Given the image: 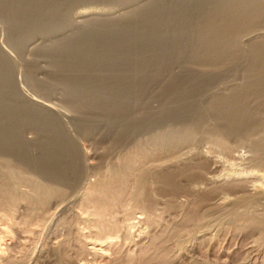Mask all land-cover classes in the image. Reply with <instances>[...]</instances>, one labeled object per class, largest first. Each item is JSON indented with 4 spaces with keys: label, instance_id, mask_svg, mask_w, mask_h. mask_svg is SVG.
Masks as SVG:
<instances>
[{
    "label": "rangeland",
    "instance_id": "374dc122",
    "mask_svg": "<svg viewBox=\"0 0 264 264\" xmlns=\"http://www.w3.org/2000/svg\"><path fill=\"white\" fill-rule=\"evenodd\" d=\"M40 1L59 6L44 27L16 35L19 27L0 17L4 97L11 106L10 120L0 115V138L5 125L13 127L8 137L19 145L0 148V264H264V97L250 94L255 125L233 136L209 110L249 83V50L264 43V20L243 35L235 63L204 67L195 54L171 49L162 70L152 65L143 72L142 95L111 119L106 108L73 101L64 82L71 57L59 49L99 37L90 33L94 26L114 31L123 22L139 24L152 9L171 11L177 0ZM188 2L195 21L199 2ZM94 8L101 11L86 13ZM169 37L167 48L186 41ZM153 49L162 53L158 44ZM137 53V65L150 58ZM184 78L194 81L184 92L202 112L198 127L194 114H168L175 105L168 88ZM50 150L65 160L62 178L38 165ZM96 188L105 191L98 202L91 195Z\"/></svg>",
    "mask_w": 264,
    "mask_h": 264
},
{
    "label": "bare ground",
    "instance_id": "6f19581e",
    "mask_svg": "<svg viewBox=\"0 0 264 264\" xmlns=\"http://www.w3.org/2000/svg\"><path fill=\"white\" fill-rule=\"evenodd\" d=\"M188 1L189 0H177L175 3V8L171 9V11L168 10L167 7L165 8V10L162 9L164 10V12L162 10L154 12L155 10L152 9V13L150 12L148 14V12H146V14H142L140 17L138 16L139 20L137 21L142 23V26L140 25V23L135 25V22L132 20V22L129 20L130 23L127 24H123V22L121 25H117L118 29L114 31L110 27L106 28V26H108L107 24L104 26H94L95 28L90 31V33L93 31L95 33L92 34L100 33L98 35L99 37L94 38V35H89L87 39L71 45L66 50V52L63 49H59L60 56L67 53L66 57H71L68 60L70 62H67L69 68H67L68 71L66 77L64 78V82L71 89L73 101L76 103H80L79 105L87 104L92 108L95 107L93 109H90L94 111H97L99 107L100 109L106 108V112H104L105 110L102 111L108 117H111V119H118V117H121L122 114L124 115L123 108L125 109V107H127V103L129 104L130 101L132 104L134 102L133 100L136 99V97L142 95V92L144 90L142 88L144 85V81L141 85L140 77L143 76V72H147L148 67L152 65H157L161 67L160 70H162L164 68V64L169 61L167 60V56L169 55L170 57L169 53L171 49L172 51H175L176 49L179 54H195V57L198 56V62H204L206 65H208L207 67L210 66L209 68H212V66L214 65V67L217 68L224 62L229 63L231 62V60H236L234 58L238 56L237 53H239L240 51L239 48L240 44L242 43L241 41L243 39V35L247 32L249 33L251 29L255 28L260 22L264 20V0H198L199 4L197 3L196 5H199L197 11H199L198 15L200 16L197 15L199 18H195L197 19L195 21L193 20L194 18L191 17L193 15L188 14L190 13L188 12V10L190 9V2ZM166 6H168V4ZM99 11H101L99 8H94L91 10L88 9L86 13L91 12L92 14V12ZM58 12L59 6L57 4L47 5L40 0H0V17L7 20L10 19L12 23L11 26L13 25L14 27H19L20 30L17 31L16 35H23L25 31H27V28L31 29L37 23H42L43 27L45 24L52 23L56 20ZM166 13L168 14L166 15ZM117 27H114V29ZM168 36L174 39H181V41L185 39L186 41L183 40L184 42L182 41V43H179L178 46L173 42L172 45L169 44L170 48H167L169 41L167 40ZM105 37L109 38L105 39ZM157 44L160 46V52H162L161 54H159V56L153 49V47ZM249 51L251 59L248 61L251 64H248V66H250V72H248V74H250V78L247 76V78L250 79L249 83L242 89L238 88L239 90L232 93L233 95L231 96L220 99L217 98L218 100L216 101L213 98L214 102L212 101V103L210 101L211 105L209 106V110L210 112L215 114L217 118H219V121L221 120L223 122L222 131L227 135L233 136L244 130L247 131L255 125V116L257 115L251 107V109L248 107L247 103L249 102V96L254 90H257L264 97V43L253 42ZM137 52H139V54L141 52V54L143 55L150 53V58L143 59L144 56L142 58L143 60L139 58V61L142 62L138 63L137 65ZM151 53H153L155 56H153ZM139 54L137 53V55ZM141 54L139 55V57L141 56ZM151 55L153 56V58ZM234 61L233 63H235ZM216 64L218 66H216ZM4 67V64L0 62V98H2L0 99V115L1 117L2 115L4 117H8V115H10L11 106H9V101H7V99L4 97V92L6 90V80L3 79ZM98 70L99 74L96 73V71L98 72ZM156 71L160 72L158 70ZM156 73L155 75H153L154 78H156L158 75L160 76V74ZM189 77L191 76L189 75ZM136 79L137 81H140V83H138ZM187 80L188 78H184V80L178 79L173 82L172 85L168 88L172 97L175 98V105L173 106V108L171 107V111L169 110L170 113L168 114H172L171 117L173 116L177 119H179L180 116H182L181 118L185 116L191 117L192 115L190 116V114H194V116L196 117V121L194 120L193 126L198 127L203 122L202 112H200L201 110L197 107V104H189V101L192 97L190 93V97L188 94H185L184 87L186 84H193L194 81L191 80L192 82H190V79L188 81ZM196 80L195 83L197 82ZM204 80L208 81V79H205V77ZM200 84H202V82ZM67 85L65 86L68 87ZM195 90H197V88H195ZM199 90L195 92H198ZM171 101L172 99H170V102ZM131 104L130 109L132 107ZM171 104L173 105V102ZM75 106L78 105L75 104ZM82 107L84 108V106ZM133 107L132 110H134ZM166 112L165 114L164 112L162 114H164L165 116L167 114ZM15 114L17 115V112H15ZM12 117H14V115ZM15 117L19 118L18 115ZM8 119L9 117L6 120ZM13 121L15 122V120ZM16 123L17 122H15L14 124ZM133 125L136 126V123ZM5 126L6 131L4 130L5 133L3 132L4 135H1L2 138H0V146L2 141H5L3 143L5 146L0 148L10 149L12 148V146H15V148H17L16 145L19 146L16 143L17 140L15 141L14 138V140H9L10 135H12L11 132L8 137V132L12 130L13 125L11 126L12 128L7 125ZM11 142H13L14 144L11 145ZM63 149H66V147ZM20 150L18 148V151ZM53 151L50 150V152L46 153V155L43 156V160L40 161L38 165H40V169H44V171L48 173V175L50 174L52 176L62 178L65 175V160L63 161V163H60L61 157L58 155L59 153H55ZM20 152H22V150ZM42 169L41 171H43ZM243 175L245 176V173L242 172L237 173L236 176L244 177ZM104 192V189L97 190L96 188L94 192H91V195L93 198H96L94 200L97 201V198L103 199L105 197ZM109 239H111V237H109ZM109 239L107 240V243L111 246L112 243L110 242V244L108 242Z\"/></svg>",
    "mask_w": 264,
    "mask_h": 264
}]
</instances>
